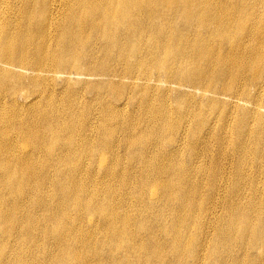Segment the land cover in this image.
<instances>
[{"label":"bare ground","instance_id":"1","mask_svg":"<svg viewBox=\"0 0 264 264\" xmlns=\"http://www.w3.org/2000/svg\"><path fill=\"white\" fill-rule=\"evenodd\" d=\"M90 83L125 99L137 93L140 133L170 132L191 169H175L173 155L147 156L115 175V133L133 129L120 121L125 103H83ZM216 150L224 171L208 157ZM91 152L100 175L86 167ZM138 194L137 240L126 229ZM89 213L118 264H181L195 253L193 264H205L208 251L219 264H264V0H0V264H98L92 247L82 261L75 246ZM64 253L72 257L55 258Z\"/></svg>","mask_w":264,"mask_h":264},{"label":"rangeland","instance_id":"2","mask_svg":"<svg viewBox=\"0 0 264 264\" xmlns=\"http://www.w3.org/2000/svg\"><path fill=\"white\" fill-rule=\"evenodd\" d=\"M83 70H85V69H83ZM82 72L85 73L86 71H82ZM90 84H91L90 87L93 88V90L90 89V92L85 94L83 103H84V101H85V103L90 102L91 100H93V98H96L97 100L94 101L95 100L94 99L93 102L97 103L95 105L97 106L98 109H101L105 105L106 106L115 105L116 107L122 108V105H124V103H125V109H124L125 111H124L123 117L125 115L126 118L124 120L123 117H122L120 121H122L123 124H129L130 123L129 125L133 129V131L129 132L128 134H125L124 132H120V131H117L115 133L117 138L118 139L120 138L119 142H118V146L115 149L116 150V154L115 155L117 156V159H119L121 161V163L119 165L116 164L115 167H114L115 175H117V174L119 175L122 172L123 173L124 172H130L129 170H130L131 167H136L135 170L137 171L138 168H139V165L141 164L143 159H146L147 156L153 157V158L154 157H158V158L160 157L161 158L162 156L168 155V158H169V157H171L173 155L172 156L173 160H171V164L173 166H175V169L176 168H178V169L181 168V169H184V170H187V171L191 169V167L186 169L188 167L187 166V158L189 156L188 152L186 150H183V149H181L179 151L172 150L171 146L168 144V142L170 141V138H171V133L170 132L163 133L162 135L160 134L159 136L156 135L155 132L150 133L147 136H145L144 134L140 133V130H141L140 128L142 126V123H141V119L138 118L139 114H137V113L138 112L141 113V109H143V106L141 105L142 101L140 99V96L137 93L134 92V93L130 94L131 95L130 97L128 96V98L125 99L126 95L124 97H122L119 94V92L116 90L117 87L111 86L110 88H105V87L104 88H99V86H97L95 83H90ZM97 87L100 89L99 93L96 92ZM50 91L53 92V94L55 96V104L58 105V107L65 108L64 107L65 104L63 105V102L62 103L60 102V99L62 97V94H61L62 88H61V86H58V85L56 86L55 85V86H53V89L52 88L50 89ZM126 101H128L127 102L128 104L126 103ZM139 101H140V103H139ZM33 102H34V99L32 98L29 102L21 103L23 105L22 106L23 111H21V114H24L25 111L29 110L33 106L32 105ZM139 104H140V106H139L140 108L138 107ZM135 109H137V110L135 111ZM173 119L170 122V125L175 126V127H179L180 126V127H183V128L192 129L196 125V123H194V121H192V120H185V119H178V118L177 119L173 118ZM129 134H131L132 136H128ZM160 136H162L161 138L163 139V142L166 145L164 146V148H162V149H160L158 151V149L153 148V144H154V142L157 141V138L160 137ZM129 138L131 140H133L134 144L131 143L133 145H131L130 147L119 146L120 142L124 143V144L127 143V139L129 140ZM106 140H107V138H106ZM140 142L141 143L146 142V143H148L150 145H149V147H145L146 148L145 149L144 147H141ZM18 143L21 145L23 142H21L20 139H18ZM27 147L30 148L29 145H27ZM91 153H93V157H92L93 159H92L91 162L86 164V167H87L88 171L90 172V174H98V175H100L102 170L100 168H98L99 167L98 166V160H99L98 159L99 158L98 155H99V153H95V152H91ZM112 155L113 154H111L110 152H108V153L105 152V154L103 156L104 158L102 157L103 159H105V165L107 164V166H110ZM208 157H213V159L218 163L219 167L221 168L220 171H224L223 169H227L228 168V162H227L228 160H225L226 158L223 159V156H219V152L217 150L216 151H212L208 155ZM134 159H135V161H134ZM131 160L133 162L130 163ZM210 163H211V161L209 159L207 164H210ZM211 164L213 166L214 162H212ZM132 176L134 177L135 180H134V184L132 183L130 185V188L132 190H137L138 186H140L138 172L133 173ZM98 183H100V182H98ZM117 183L118 182L113 181L111 185H113V187L115 189L119 190L120 187L118 186ZM149 185H150V183L146 184L145 186L149 187ZM102 186H103V184L100 185V187H102ZM147 191L149 192L148 188H147ZM121 193H122V191H121ZM59 198H60V195H59ZM147 199H149L148 196L146 197V200ZM57 200L59 201V199H57ZM139 202H140V200H139V194H138V197L136 199L132 200V204H131L132 206H134L133 211L131 213L132 217L135 219L134 226H131V227L129 226L126 229L127 233L128 234L129 233H133L136 236L137 240L140 238L141 233H142V231H140V228H142V226H144V219H143L144 218L143 217L144 214H143V211L139 210V208H140L139 207ZM90 203H91L92 206L95 204L94 201L93 202L91 201ZM214 208H215V212L218 211V204L217 203L214 204ZM76 211H77V209L73 210V212H76ZM72 219L67 223V226H68L69 229H70V226L73 225L72 224ZM206 219H208V218L206 217ZM189 222H190V219H189ZM208 222H210L209 219H208ZM95 225H96V227H95ZM99 225H100V223H99L98 217L95 214L89 213L87 215L86 214L84 215L83 219L77 225V228H78L77 231H79V234H80L81 238H83L82 239L83 244L81 242H77V244L75 245V246L79 245V251L80 252L78 253V255H80V258H81L82 261L90 260V256H89L88 252H89V250L92 247L94 252H95V254H96V256L98 257L97 258V263L98 264H118L114 259L111 258L110 254H109V250H107L108 247H110L111 243L109 244L105 240L107 246L103 247V246L99 245L100 239H102V237L100 235V232H101L102 228L99 229L98 228ZM92 228L94 229L93 232L90 231ZM95 229H96V231H95ZM68 233H71V230ZM190 237H192V238L195 237L194 230H192V232L190 233ZM199 239H200V237H198V240ZM51 240H53V239H51ZM118 240L121 241L122 244H127L128 245L127 236H123L122 237V235H120L118 237ZM63 245H65V244H63ZM211 247L212 246H210L209 241H208V247L207 248L210 250ZM121 254H123V252H121ZM187 255L191 256L190 254H187ZM196 256L197 255L195 253L193 258H191V257L187 258V259L183 260L184 262H181V264H193L194 260H196L195 259ZM68 257H72V256L69 253H64V254H62L60 256L59 255L55 256V258L63 259V260H65ZM200 257H201V261L203 260V262H205V264H219V262L216 261V257L211 256L209 254V251L206 252V253H203V255L200 256ZM76 258H77V256H76ZM48 264H54V261L53 260L49 261ZM75 264H81V263H75ZM93 264H96V263L93 262ZM124 264H137V263L133 259H130V260L126 261ZM197 264H199V261L197 262Z\"/></svg>","mask_w":264,"mask_h":264}]
</instances>
